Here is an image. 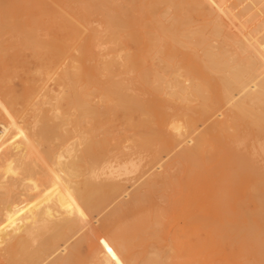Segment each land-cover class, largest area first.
<instances>
[{"label":"rangeland","instance_id":"1","mask_svg":"<svg viewBox=\"0 0 264 264\" xmlns=\"http://www.w3.org/2000/svg\"><path fill=\"white\" fill-rule=\"evenodd\" d=\"M215 1L44 0L45 5L34 6L26 0H0V129L9 114L23 128L17 131L26 136L45 125L56 129L54 136L109 139L130 136L133 130L141 136H158L170 108L189 113L197 98L179 99L166 83L147 85L140 76L155 69L174 82L177 73L185 77L204 70L201 38L187 44L178 41L186 27L183 20L193 24L191 30L210 32L207 13ZM28 18H34L35 24L43 20V26L27 28ZM112 18L121 26L116 27ZM8 19L21 22L10 38L11 29L3 26ZM132 77L139 80L134 84L149 90L148 101L129 102L125 92ZM81 103L89 107L82 110ZM130 116L133 126L127 122ZM237 123L242 132L248 131L238 137L242 141L211 136L198 167L189 172L183 165L175 173L182 193L191 191L185 213L191 218L183 217L177 225L162 195L152 194L136 212L125 210L106 223L101 216L95 218L76 238L86 241L78 246L72 264H149L148 259L153 260L150 264H264V168L252 169L264 167V158L244 168L237 163L242 147L252 144L258 152L264 148V132H258L248 116ZM59 143V139L50 141L51 146ZM40 144L39 151L48 152V143ZM149 214L159 218L153 228L160 237H140L126 244L120 232ZM232 223L241 224L243 231L221 229ZM250 229L253 235H248Z\"/></svg>","mask_w":264,"mask_h":264},{"label":"bare ground","instance_id":"2","mask_svg":"<svg viewBox=\"0 0 264 264\" xmlns=\"http://www.w3.org/2000/svg\"><path fill=\"white\" fill-rule=\"evenodd\" d=\"M26 2L34 6L46 4L44 0ZM207 14L208 34L199 27L191 30L193 24L183 20L186 27L178 41L187 44L189 39L194 43L196 37L201 38L204 70L185 77L177 73L174 82L155 69L140 76L147 85L166 83L170 94L179 99L197 98L198 104L192 105L189 113L170 108L168 118L159 124L158 136H141L134 130L130 136L109 139L54 136L56 129L48 125L26 136L17 131L23 130L21 124L7 115L5 128L0 129V264H72L78 246L86 241L76 238L95 218L101 216L106 223L125 210L136 212L156 193L173 210L179 225L181 218L192 216L185 214L192 200L191 191L182 193L175 175L180 167L187 165L189 172L194 171L211 136H232L233 143L242 141L238 137L248 131L238 129L240 117L248 116L251 125L264 132V0H216ZM32 19H26L27 28L43 26V20L35 24ZM115 21L111 19L120 27ZM20 23L18 19H8L3 24L11 29L9 38L12 30L21 27ZM132 80L125 92L129 102L148 101L149 90L134 84L139 81L137 77ZM79 106L85 110L89 104ZM225 106L229 109L223 112ZM127 122L133 126V117ZM201 125L205 126L202 131ZM169 129L177 132L170 134ZM77 138L81 143L77 144ZM54 139L60 143L51 146ZM40 141L48 143V152L39 151ZM242 148L243 152L237 154L241 168L248 162L254 165L260 156L264 158V148L259 152L252 144ZM166 157L169 163H165ZM263 168L252 166L255 170ZM159 169L162 171L157 172ZM77 178L82 179L76 181ZM254 180L258 182L259 177ZM158 222L155 215H142L120 232L121 237L128 245L140 237H160L159 230L153 228ZM240 227L232 223L221 229L243 231ZM253 234L250 229L248 235ZM73 239L76 241L71 245Z\"/></svg>","mask_w":264,"mask_h":264}]
</instances>
